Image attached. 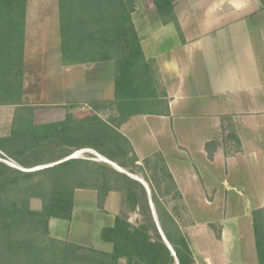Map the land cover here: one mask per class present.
I'll list each match as a JSON object with an SVG mask.
<instances>
[{
	"label": "trees",
	"instance_id": "1",
	"mask_svg": "<svg viewBox=\"0 0 264 264\" xmlns=\"http://www.w3.org/2000/svg\"><path fill=\"white\" fill-rule=\"evenodd\" d=\"M141 1L145 0H59L63 64L113 62L115 96L89 104L85 117L72 112L80 105H65L69 112L64 120L36 124V106L23 104L27 0H0V108H15L10 134L0 137V158L26 170L54 164L23 171L0 162V264H198L189 237L121 131L133 117L169 115L157 65L146 59L133 22ZM150 1L164 24L180 30L177 0ZM259 1L264 10V0ZM79 150H93L144 179L157 220L139 181L92 160L91 154L69 159ZM77 190L95 191L100 209L110 193L120 192L128 209L142 219L134 225L127 215L118 214L111 226L101 230L99 239L112 245L110 252L53 237L52 220L71 223L75 219ZM33 199L41 201L40 210L32 208ZM252 219L258 263L264 264V208L254 210Z\"/></svg>",
	"mask_w": 264,
	"mask_h": 264
},
{
	"label": "crops",
	"instance_id": "2",
	"mask_svg": "<svg viewBox=\"0 0 264 264\" xmlns=\"http://www.w3.org/2000/svg\"><path fill=\"white\" fill-rule=\"evenodd\" d=\"M175 13L180 30L164 24L150 0L141 1L133 13L146 59L157 65L169 115L133 117L121 131L140 161L143 152L160 150L183 164H207L213 178L205 185L195 172L190 176L187 168L178 169L183 174L177 175V186L185 194L190 188L198 195L208 188L217 195L264 201L261 3L177 0ZM114 96L113 62L63 64L59 0H27L23 104H78L73 114L80 110L85 117L89 104ZM260 208L264 204L240 208L245 214L221 223L219 236L208 233L209 245L200 255L192 248L198 264H259L252 212Z\"/></svg>",
	"mask_w": 264,
	"mask_h": 264
},
{
	"label": "rangeland",
	"instance_id": "3",
	"mask_svg": "<svg viewBox=\"0 0 264 264\" xmlns=\"http://www.w3.org/2000/svg\"><path fill=\"white\" fill-rule=\"evenodd\" d=\"M72 111L74 112V110ZM68 112V107L65 108V106L38 105L34 110V121L36 124L62 121ZM84 115L85 112L83 111L75 112V117L82 118ZM107 116L108 113L103 115L105 118ZM14 117V107L0 108V137L10 134ZM81 151L75 152L72 156H76L77 159H85L89 157L88 154H91L93 156L92 160L102 162L95 154L90 152L81 154ZM160 152V150L155 154L143 152L139 164L143 165L147 175L155 180V185L164 205L172 212L184 233L189 237L192 248L197 255H200L204 247L206 248L209 245L208 233H217L218 235L222 230L221 223L230 220L233 216L245 214L244 211L239 210L240 208L250 209L252 206L264 204V201L252 200L251 202V198L247 196L217 195L215 194L217 190L208 188H205L203 192L201 191L202 193L199 195L195 189L190 188L186 190L185 194L177 186L176 177L178 174L179 176L183 174V171H178V169L182 167L185 171L187 168L190 176L195 172L198 178L202 177L200 183L205 185L213 178L207 164L199 163L200 161L196 164L190 162L183 164L178 162L176 156L164 157ZM0 162H3L1 158ZM17 166L19 167L17 169L34 171L50 165H42L30 170ZM169 174L172 176L173 181L169 178ZM212 182L214 183V181ZM233 205H238V210H231ZM31 206L34 210H40L42 203L38 199H33ZM118 214L127 215L134 225H138L142 219L138 212H131L128 209L123 202V194L120 192L110 193L104 207L100 209L97 206L95 191L77 190L75 219L71 223L63 220H53L50 226L51 235L104 252H110L112 245L101 242L99 236L104 227L111 226L114 223ZM121 264L126 263L122 261Z\"/></svg>",
	"mask_w": 264,
	"mask_h": 264
},
{
	"label": "water",
	"instance_id": "4",
	"mask_svg": "<svg viewBox=\"0 0 264 264\" xmlns=\"http://www.w3.org/2000/svg\"><path fill=\"white\" fill-rule=\"evenodd\" d=\"M88 151H89L90 153H92V154H95V155H96L101 161L110 164V165H111L112 167H114L117 171H119V172H121V173H125V174H127L129 177L133 178L134 180L139 181V182H140V183L146 188V190H147V192H148V194H149L150 205H151V208H152V210H153V215H154L155 219L157 220L156 212H155V210H154V205H153V201H152V197H151V190H150L148 184H147L143 179H141L140 177L127 173L125 170L121 169V168H120L119 166H117L115 163H113V162L109 161L108 159L102 157L101 155H99V154L96 153L95 151H93V150H88ZM74 158H76V156H72V157H70L69 159H74ZM66 160H68V159H66ZM51 166H54V164H53V165H50V166H48V167H51ZM46 168H47V167H46ZM43 169H44V168H43ZM21 170H23V169H21ZM38 170H40V169H38ZM23 171H25V170H23ZM34 171H36V170H34ZM157 226H158L159 232H160V234H161L163 240L166 242V244L168 245V247L172 250V247H171L170 244L168 243V241H167V239H166V237H165V235H164V233H163V231H162L160 225L158 224Z\"/></svg>",
	"mask_w": 264,
	"mask_h": 264
},
{
	"label": "built area",
	"instance_id": "5",
	"mask_svg": "<svg viewBox=\"0 0 264 264\" xmlns=\"http://www.w3.org/2000/svg\"><path fill=\"white\" fill-rule=\"evenodd\" d=\"M81 154H87V153H89V151L88 150H82L81 152H80ZM4 163H6V164H8V165H10V166H12V167H14V168H19L18 166H17V164L14 162V161H12V160H10V159H1Z\"/></svg>",
	"mask_w": 264,
	"mask_h": 264
}]
</instances>
